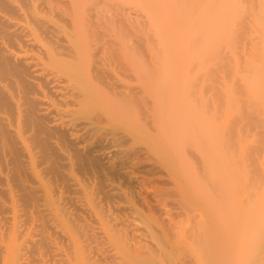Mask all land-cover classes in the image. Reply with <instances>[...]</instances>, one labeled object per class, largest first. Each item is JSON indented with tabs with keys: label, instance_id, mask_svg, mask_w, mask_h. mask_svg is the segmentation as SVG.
<instances>
[{
	"label": "bare ground",
	"instance_id": "1",
	"mask_svg": "<svg viewBox=\"0 0 264 264\" xmlns=\"http://www.w3.org/2000/svg\"><path fill=\"white\" fill-rule=\"evenodd\" d=\"M134 1L0 0V264H264V93L233 98L245 85L227 59L201 60L199 80L153 57L160 0L141 16ZM201 1L161 15L182 37L205 8L253 7V28L245 10L227 32L264 76V0ZM219 73L246 100L234 114Z\"/></svg>",
	"mask_w": 264,
	"mask_h": 264
},
{
	"label": "rangeland",
	"instance_id": "2",
	"mask_svg": "<svg viewBox=\"0 0 264 264\" xmlns=\"http://www.w3.org/2000/svg\"><path fill=\"white\" fill-rule=\"evenodd\" d=\"M134 1V0H133ZM139 1V2H138ZM138 1H134L133 2V5H134V8H135V11L136 10H138V16L141 14V12H143V13H145L144 11H145V9H144V5L145 4H147L146 3V0H138ZM143 1V2H142ZM156 0H152V5H156V7L157 8H159V9H161V11L163 12V14H169V13H173V14H176V13H178L179 12V10L180 9H178L179 7H180V4H182V0L181 1H179L180 3H172V2H170V0H163V2H162V0H160V1H158L159 2V4L161 5H158V3H156L155 2ZM205 1V0H204ZM141 2V3H140ZM156 4H155V3ZM161 2V3H160ZM177 2V1H176ZM138 3V4H137ZM154 3V4H153ZM203 0L201 1V7L200 8H205L204 6H203ZM217 3V2H216ZM218 4V3H217ZM217 4H215V5H217ZM140 5V6H139ZM167 5V6H166ZM177 5L179 6V7H177ZM214 5V7L216 8V6ZM220 6H222L221 5V3L219 4ZM219 5H217V7L219 8ZM174 6V7H173ZM181 6H183V5H181ZM136 7L137 8H139V9H136ZM213 7V6H212ZM212 7H211V9H212ZM225 7V6H224ZM228 6H226L225 7V9L222 11V15L221 16H217L218 14L220 15V13H217L215 16H217L216 17V19H214L213 18V13H214V11L215 12H219L220 10L218 9V8H214L213 10V12H212V14H211V11H210V7H208L209 9L207 10L206 8H205V16H212L211 17V19H209V17L207 18L209 21H207L206 20V18H204L203 19V17L201 16V20L199 21V23L197 24V25H195V26H193L194 27V29H196V30H194V29H192L193 27H190L192 30H193V32L192 31H190L191 29L189 28V19L188 20H185L184 21V28H182V26H181V32L182 31H184V34H183V36L182 37H179V32H176L174 29H173V27H172V25L170 26L169 24H166L165 23V18L163 17V15H161L162 14V12H161V14H157V15H159V17L157 16H155V17H153V18H151L150 19V21H149V23H148V27L147 28H145V29H147V31L149 32V30H148V28L150 27V29H152L150 32H153V34L152 35H156L157 37H156V39L157 40H159L160 42H161V44H160V42L158 41L157 42V40H155V41H153V44H154V42H156L155 44L156 45H160V46H155L154 48H153V46L155 45H153L152 46V49H153V53H154V55L155 56H153V57H156V58H160V59H166V60H168V61H170L171 59H172V63H176L177 64V62H181V66L180 65H178L177 64V66H180L179 68H180V70L183 72V73H187V75H189L190 76V78H192V79H196L195 78V76L197 77L198 76V78H199V80H200V77L202 76L201 74H205V71L207 70L208 71V69H205V68H209V71L211 70V69H213L212 67H214V64L218 61V62H222V61H224V60H228V64L231 66H233V73H234V77H237L236 79H238V80H240V82L242 83V81H243V84H238V83H240V82H238L237 83V86L238 85H241L242 87H243V85H245V89H240L239 88V90H237L238 89V87L237 88H235V87H233V83L232 82H234V81H232L231 82V80H235V78H233V79H231V78H229V79H231V80H229V83L228 84H226V82H225V78L227 77H225L223 74H221V73H219V77H218V79L221 81V83H220V81H218V79H217V77L214 75L213 77H216V79H217V81H215V78H214V80H213V77H212V79H210V82H211V80H213L214 81V83L216 84H214V86H217L218 88H216L215 87V89L217 90V91H215V93L216 92H218V91H220V93L222 94L223 93V95H224V101H225V103L221 100V98H220V102L222 101V103H220V105H222L223 104V106H221V107H223V109H230L231 110V108L230 107H232L233 108V110H231L230 112L231 113H235V111L237 110V108H240L241 106L243 107L244 106V101H246L245 100V96L247 97V96H252V95H254V93H255V91L257 90V88L258 87H260V88H258V90L257 91H259V90H261V91H259V92H262V93H264V87H262V85H264V76H262V75H258L257 76V74H255V70H257L256 68H258L257 67V65L255 64V63H257V59L255 60V57H254V59L253 58H249V57H247L246 55H245V52H247V53H249V55L252 53L251 51L252 50H244L245 49V47H244V45H246L247 46V43L246 42H244V41H242V40H239V41H241L242 42V44H239V45H242V46H239V48H241V51L243 50V52L241 53V52H239V53H236V52H234V51H238L237 49H239V48H237V47H235V45L236 46H238V43H241V42H236L237 44H235V43H232L231 42V44L234 46V48L232 49L231 47H233L232 45L230 46V41H231V36H230V34L227 32L228 31V28H229V26L232 24V26H234L235 24H237V22H239L240 21V19L242 18V15H244L246 12L248 13L249 11V14L251 13L252 14V17H251V19L248 17L249 16V14H248V16H243V21L241 20L240 22H241V24H242V22H244V23H247V24H249V26L251 27V28H253V21H254V19H252L253 18V16H255L256 14H254V13H256V11L254 10V8L253 7H251L250 9H249V7L247 8L246 6H241V7H244V8H242V9H240V11L242 10V13H241V16H239L240 14V11H237V7L238 6H236V8H235V6L234 5H231V9H230V11L228 10V9H226ZM230 7V6H229ZM233 7V8H232ZM246 7V8H245ZM166 8H168L167 10H166ZM181 8V7H180ZM183 8V7H182ZM199 8V9H200ZM234 8H235V10H236V12H233V13H230V14H233V16H235V17H231V15L229 14V12H231V10L233 9V11H234ZM253 8V9H252ZM247 9H249V10H247ZM218 10V11H217ZM228 10V11H227ZM244 10V11H243ZM245 10H246V12H245ZM166 11V12H165ZM201 11V10H200ZM227 13H226V12ZM254 11V12H253ZM165 12V13H164ZM196 12V11H195ZM197 12H198V9H197ZM209 12V13H208ZM245 12V13H244ZM247 13H246V15H247ZM207 14V15H206ZM209 14V15H208ZM237 14H239L238 16H237ZM250 14V15H251ZM224 15V16H223ZM225 15H228L226 18L229 20V21H227V22H229L228 23V26H226V24H227V22L225 21L226 19H225ZM141 16V15H140ZM214 16V17H215ZM232 18H230V17ZM218 17H220L221 19H222V21L221 22H218V21H220V18H219V20L217 19ZM244 17H248L247 18V20H245V18ZM142 18V17H141ZM158 18V19H157ZM240 18V19H239ZM156 19V20H155ZM213 19V20H212ZM250 19V21L252 20V22L250 23V21H248ZM139 21L141 20V19H138ZM160 20V21H159ZM203 20V21H202ZM212 20V21H211ZM141 21H143V20H141ZM162 21V22H161ZM201 21L203 22V24L201 23ZM210 21H211V23H210ZM218 22V26H216L217 25V22ZM205 22V23H204ZM215 22V23H214ZM224 22V23H223ZM230 22H231V24H230ZM233 22V23H232ZM164 24V25H162V24ZM208 23H210L211 24V26H206ZM150 24V25H149ZM202 24V25H201ZM210 24H208V25H210ZM213 24H215L214 26H213ZM147 25V24H146ZM201 25V26H200ZM240 25V24H239ZM238 25V26H239ZM244 25V24H243ZM167 26V27H166ZM186 26H187V28H186ZM203 26H204V28H206V30L208 31L209 30V32L207 33V34H209V36H207L206 35V31H205V29L203 28ZM232 26H230V27H232ZM241 26V25H240ZM245 26V25H244ZM247 26V25H246ZM245 26V27H246ZM200 28H201V30H200ZM237 28H239V27H237ZM190 29V30H189ZM203 29H204V32H203ZM213 29V30H212ZM215 29H217L216 30V32H214L215 31ZM219 29L222 31V32H220L219 31ZM246 29V28H245ZM248 30V29H247ZM168 31V32H167ZM189 31H190V33L191 34H189ZM200 31H202V32H200ZM220 33H223L222 35H220V37L218 36L219 35V32ZM248 31H251V30H248ZM247 31V33L248 34H251V32H248ZM149 32V33H150ZM197 32V33H196ZM198 32H199V35L202 33L203 34V38H205L204 36H207L205 39H201L202 37V34L199 36V35H197L198 34ZM187 34V35H186ZM218 34V35H217ZM190 35V36H189ZM199 36V37H196V36ZM227 35V36H226ZM178 36V37H177ZM185 36H187L186 38H185ZM196 37V38H194L193 39V37ZM215 37V38H213V37ZM177 37V38H176ZM219 37V38H218ZM252 37H254V35L253 34H251V36H250V38H252ZM184 38V39H183ZM212 38V39H211ZM217 38V39H216ZM169 39V40H168ZM191 39H193V40H191ZM198 40V43H197V41L196 40ZM199 39H201V40H199ZM254 39V38H253ZM203 40V41H202ZM220 40V41H219ZM221 40H223L222 42H224V43H222V44H224V45H222L223 47L225 46V52L222 50V47H221V45L219 44V42H221ZM173 41V42H172ZM188 41V42H187ZM191 41V42H190ZM192 41H193V43L194 44H198L196 47H194L195 45L193 44L192 45ZM194 41H196V42H194ZM199 41H200V44H199ZM214 41V42H213ZM216 41H219L218 42V45H220V46H217L216 44H217V42ZM252 41V40H251ZM248 41V43L249 44H253L254 42H256V41ZM179 42V43H178ZM184 42V43H183ZM228 42V43H227ZM159 43V44H158ZM172 44V45H170V44ZM174 43V44H173ZM187 43V44H186ZM190 43V44H189ZM202 43V44H201ZM205 43V44H204ZM212 43L214 44V43H216L215 45L217 46V47H219V49H220V47H221V49H220V53L222 54V51L224 52V53H226L227 52V50H228V55L227 54H225V55H218L219 53H211V51H212V49H213V47H215L214 45L211 47V45H212ZM246 43V44H245ZM184 44H186V45H184ZM235 44V45H234ZM248 44V45H249ZM188 45H192L195 49H194V51H192L193 50V48H192V46L190 47L189 46V48L190 49H188ZM207 45H209V46H207ZM177 46H178V48H177ZM182 46V47H181ZM156 47L157 48H159L158 50L156 49ZM185 47H186V49H185ZM216 47V48H217ZM244 47V48H243ZM167 48V49H166ZM181 48V49H180ZM199 48V49H198ZM201 48H203V50H200ZM208 48V49H207ZM236 48V49H235ZM243 48V49H242ZM247 48H249V49H252V45L251 46H248ZM157 51H159L160 50V52H161V54H160V56L162 57H159V55H158V53L159 52H157ZM183 49V50H182ZM192 49V50H191ZM207 49V50H206ZM187 52H186V51ZM190 50V51H189ZM197 50V51H196ZM202 52V55H200L201 54V52ZM206 50V51H205ZM192 51V52H191ZM207 51L209 52L210 51V53H207ZM213 51H214V49H213ZM216 51V50H215ZM214 51V52H215ZM239 51H240V49H239ZM197 52H199V54L197 53ZM182 53H183V55H182ZM186 53H187V55H186ZM195 53V54H194ZM206 53H207V56H206ZM259 53H261V55H262V57L260 56V55H258ZM259 53L256 55L257 57L259 56V57H261V59H259V57H258V59L260 60V66H264V54H262V53H264V45H262V47L260 48V50H259ZM185 54V55H184ZM189 54H190V56H189ZM194 54V55H193ZM230 54V55H229ZM236 56H235V55ZM185 56H187V58L185 57ZM201 56V57H200ZM206 56V57H205ZM234 58H232V57ZM245 56V57H244ZM168 57H170L169 59H168ZM190 57H192V58H190ZM236 57L240 60L241 59V61H239L238 59H236ZM256 57V58H257ZM185 58V59H184ZM190 58V59H189ZM243 58V59H242ZM248 60H247V59ZM179 59V60H178ZM193 59V61H190V60H192ZM204 59V60H203ZM232 59L234 60L233 61V64L231 63H229L230 61L232 62ZM249 59H251V61L249 60ZM187 60H189L188 62H187ZM201 60L204 62L205 61V63H206V61H209V62H207V64L206 65H208V66H205L203 63H201ZM242 60H244L245 62L246 61H248V64H250L251 65V62H252V64H253V66L251 65V69H250V72H247V74H246V76H243L242 77V75H244L245 73L243 72V69H242V72L244 73H240L239 71H237V70H239V68L241 69V67L243 66V64H242V66H240L239 64L240 63H244V61H242ZM195 61H200V63L198 62L197 63V65H195ZM213 61H215V63L213 62ZM240 63H239V62ZM171 62V61H170ZM179 62V63H180ZM186 62V63H185ZM235 62H236V64L238 65H235ZM250 62V63H249ZM255 62V63H254ZM187 63H188V65H190V66H188L187 65ZM194 63V65L193 66H195L194 68H198V69H194V68H191V67H193V66H191L192 64ZM211 63V64H210ZM258 63H259V61H258ZM220 64V63H219ZM219 64H216V65H219ZM203 65V66H202ZM216 65H215V67H216ZM229 65H227V66H229ZM254 65H256V66H254ZM240 66V67H239ZM259 66V65H258ZM183 67V68H182ZM186 67V68H185ZM188 67H190V68H188ZM214 67V68H215ZM219 67V66H218ZM256 67V68H255ZM188 68V69H187ZM204 68V69H203ZM254 68H255V70H254ZM185 69V70H184ZM190 69H192L191 71H190ZM193 69H194V71H193ZM227 69H228V67H227ZM237 69V70H236ZM184 70V71H183ZM197 70V71H196ZM230 70V69H229ZM252 70L254 71L253 73H254V75L252 74ZM259 70H260V67H259ZM190 71V72H189ZM192 71H193V73H192ZM245 71V70H244ZM249 71V70H248ZM236 72H237V74H236ZM188 73H192V75H190V74H188ZM195 73V74H194ZM257 73L259 74V71H257ZM193 74H194V76H193ZM206 74H207V72H206ZM218 74V73H217ZM221 74V75H220ZM186 75V74H185ZM201 75V76H200ZM238 75V76H237ZM257 76L258 77V79L260 78V79H262V82H261V80L259 79L258 81L260 82V86H259V82L258 83H256L255 81H257V79L255 80V79H252V76L254 77V76ZM207 76V75H206ZM223 76V77H222ZM249 76V77H248ZM211 77V76H210ZM240 77V78H239ZM257 77H255V78H257ZM220 78H222V79H220ZM227 79V78H226ZM242 79H244V80H242ZM224 80V81H223ZM242 80V81H241ZM237 81V80H236ZM235 81V82H236ZM247 81V82H246ZM217 82V83H216ZM219 82V83H218ZM234 82V83H235ZM246 82V83H245ZM211 83H213V82H211ZM230 83H232V84H230ZM256 85V87L254 86V84ZM218 84H221L220 86H222V89L220 88V86H218ZM225 84V85H224ZM236 84V83H235ZM254 87H253V86ZM235 86V85H234ZM241 86H239V87H241ZM235 88L236 90H234V91H236V92H232V89L233 88ZM241 87V88H242ZM227 88V89H226ZM244 88V87H243ZM251 88H253V89H251ZM256 88V89H255ZM262 88V89H261ZM226 89V90H225ZM231 89V90H230ZM255 89V90H254ZM223 92H222V91ZM241 90V91H240ZM251 90L253 91V92H251ZM226 93H225V92ZM237 91H239V92H243V91H245V95H243L244 94V92L242 93V94H238L237 95V93H239V92H237ZM258 92V93H259ZM228 93V94H227ZM230 93L232 94V96H233V98H234V96L235 95H237V96H240L241 95V97H242V95L244 96L243 97V99H244V101L242 100V98H240V99H238L237 97H235V98H237V100H240L239 101V105H240V107L238 106V101H237V103L233 100V98H231V97H229V95H230ZM253 93V94H252ZM219 94V93H218ZM227 94V95H226ZM247 94H249V95H247ZM255 94H257V93H255ZM223 95H221L222 97H223ZM248 98V97H247ZM223 99V98H222ZM228 99V101H226ZM230 99H231V102L233 103V104H229V103H231L230 102ZM248 99H250V98H248ZM235 102H233V101ZM260 100V103H258V105H256L257 104V102ZM259 100H256L257 102H255L256 104L254 105V103H253V105L254 106H256V107H254V106H252V105H249V106H252V107H254V109H256L257 111L258 110H260L259 111V113H261L260 114V116L259 117H264V112H262V111H264V109H262V108H264V107H262V106H264V99H259ZM241 101H243V103H241ZM251 101V103H252V100H250ZM246 103H248V101L246 102ZM242 104V105H241ZM232 105V106H231ZM235 105V106H234ZM236 105H237V108H235L236 107ZM246 105V104H245ZM248 105V104H247ZM246 105V106H247ZM241 107V108H242ZM248 107V106H247ZM235 108V109H234ZM240 108V109H241ZM245 108V107H244ZM262 109V110H261ZM239 110V109H238ZM256 111V112H257ZM258 113V114H259Z\"/></svg>",
	"mask_w": 264,
	"mask_h": 264
}]
</instances>
